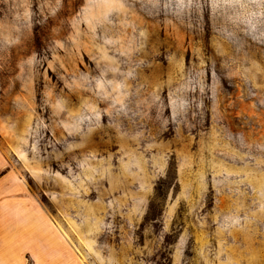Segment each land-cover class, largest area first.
Masks as SVG:
<instances>
[{
	"label": "rangeland",
	"instance_id": "374dc122",
	"mask_svg": "<svg viewBox=\"0 0 264 264\" xmlns=\"http://www.w3.org/2000/svg\"><path fill=\"white\" fill-rule=\"evenodd\" d=\"M0 152L23 264H264V0H0Z\"/></svg>",
	"mask_w": 264,
	"mask_h": 264
},
{
	"label": "crops",
	"instance_id": "0c3cea01",
	"mask_svg": "<svg viewBox=\"0 0 264 264\" xmlns=\"http://www.w3.org/2000/svg\"><path fill=\"white\" fill-rule=\"evenodd\" d=\"M3 155L0 152V196L3 192V189L5 187V182L7 177L9 176V172L5 171V162L3 159ZM5 184V185H4ZM35 221H29V223H34ZM35 224V223H34ZM36 226V224H35ZM37 232V231H36ZM40 232V231H39ZM38 232V234H39ZM42 235L45 236L44 232L42 231ZM11 247H15L14 250L15 252H20L22 251L25 247L22 246H16L15 244H11ZM41 251H39V249L33 250L32 249V253L35 255V259H36V263L35 264H70V261L61 258V255L58 252H55L53 249H50L49 251L52 252H48V253H44L43 250H45V248H40ZM24 261H21L20 258L15 257L14 255L12 256L5 254L4 252L0 251V264H23ZM74 263V262H72Z\"/></svg>",
	"mask_w": 264,
	"mask_h": 264
}]
</instances>
